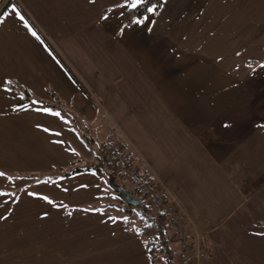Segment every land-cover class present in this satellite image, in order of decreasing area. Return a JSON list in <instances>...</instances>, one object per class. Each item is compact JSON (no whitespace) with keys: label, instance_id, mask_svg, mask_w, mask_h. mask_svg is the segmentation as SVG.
<instances>
[{"label":"crops","instance_id":"1","mask_svg":"<svg viewBox=\"0 0 264 264\" xmlns=\"http://www.w3.org/2000/svg\"><path fill=\"white\" fill-rule=\"evenodd\" d=\"M131 2L84 3L90 25L130 60H108L106 92L122 86L123 111L172 115L166 136L176 154L159 176L151 173L191 220L218 229L214 264H264L259 237L247 231L264 232V217H250L264 207V0H162L158 10L124 23ZM11 20L0 22V31L13 29ZM7 53L13 58L12 48ZM6 78L14 80L0 74V120L9 110L1 107ZM36 100L34 111L51 129L55 112L65 110ZM59 170L45 169L47 178L37 181L0 169V264H152L139 235L94 208L107 192L103 175L62 178Z\"/></svg>","mask_w":264,"mask_h":264},{"label":"rangeland","instance_id":"2","mask_svg":"<svg viewBox=\"0 0 264 264\" xmlns=\"http://www.w3.org/2000/svg\"><path fill=\"white\" fill-rule=\"evenodd\" d=\"M14 2L22 8L15 7ZM89 2L2 0L0 3V16L3 14L0 22H9L12 17L14 25L13 29L0 31V74L14 79H3V88H11L9 95L12 99L2 95L1 107L9 110L1 112L0 169L11 172L15 177L34 174L32 177L35 180L42 181L47 178L45 169H51L52 174L59 173V169L66 173L94 163L96 158H107L105 146H126L136 165H143L159 176L176 154V148L167 139L170 137L166 136L171 134L167 120L173 118L169 111H161L162 117H159V111H123L125 94L122 86L106 92L105 77L110 73L108 60L119 64L125 58L130 60L122 48L106 39L104 31L90 25L91 11L84 6ZM14 23L24 27L27 38L22 36ZM8 48H12L13 58H4ZM111 73H114L113 69ZM89 88L94 89L93 95L89 94ZM77 93L84 94L83 99H79L82 97ZM27 94L31 102L15 108L13 102L25 101ZM37 98L59 111L61 108L65 110L61 114L55 112V117L48 124L51 129L44 127L46 122L41 119L39 111L33 109V105L38 104ZM47 130L50 136H47ZM180 136L184 137V134L180 133ZM115 180L117 187L132 193L131 181ZM157 180L159 190L170 200L168 204L173 217L168 218L174 222L176 234L184 231L189 235L186 244L189 252L199 253V264H214L217 244L213 235L218 233V229L209 221H201L200 218L191 220L178 199L165 188L167 184ZM194 183L198 190V181ZM104 185L108 194L101 203L107 204L106 213L124 219V213L119 211L123 207L112 192L109 179H105ZM132 209L135 213L139 211ZM263 211L264 207L255 208L250 217L252 220L261 219ZM255 230L247 231L253 232L252 237H259L258 250L264 253V232ZM172 251L173 264H180L179 251L174 247Z\"/></svg>","mask_w":264,"mask_h":264},{"label":"trees","instance_id":"3","mask_svg":"<svg viewBox=\"0 0 264 264\" xmlns=\"http://www.w3.org/2000/svg\"><path fill=\"white\" fill-rule=\"evenodd\" d=\"M161 2L162 0H145L144 4H140L136 8L125 11L122 15L123 22L129 23L141 18L146 13L147 8L149 7L155 6V10H158ZM4 89H6V93L3 94L8 95L7 97L12 99V97L9 95L11 88H9L8 90L7 86ZM30 102L31 99L27 94L25 101H20L19 103L17 101H14L13 104L16 107L25 105ZM37 103H39V101ZM105 150L107 151V158L102 157V160L96 158V162L76 167L63 174L62 178H66L76 173L85 171H94L97 173H101L105 179H109L111 190L118 198L117 194L112 189V187H116L115 179L122 178L124 181L127 180L124 177L122 170L119 168V159L125 158V160L130 161L132 160L130 158L132 157V155L130 153H127L123 148H109L108 146H105ZM111 152H114V155H111ZM138 167L140 170L139 179L141 180L136 186L132 187L133 191L130 194L142 200V203L140 204V206L136 207L139 211L138 213H135L134 209L125 206L119 200V204L123 207V209L119 211L124 213V219L121 217V219L119 220L124 223L126 229L136 233L141 237L152 260L158 259L162 263L173 264V247L177 248V250L179 251L174 222L170 220L164 212H155L148 206L146 196L142 194L140 186L142 183H145L148 186L152 185L156 187L158 180L145 166L139 165ZM161 192L163 202L166 204L168 202V196L163 191ZM107 194L108 193L106 192V194L102 198H100V200L98 201V205L94 208H98L99 210L106 212L105 208L107 204L104 205L101 202L105 200V196Z\"/></svg>","mask_w":264,"mask_h":264},{"label":"built area","instance_id":"4","mask_svg":"<svg viewBox=\"0 0 264 264\" xmlns=\"http://www.w3.org/2000/svg\"><path fill=\"white\" fill-rule=\"evenodd\" d=\"M111 155H114V152H111ZM121 170L124 177L131 181V183L135 184L138 181V171L134 165L128 163L126 161L120 162ZM143 194H146L147 204L154 211L164 210L169 217H173L170 213V204L166 206L163 204L161 198V192L158 188H148L143 187L141 189ZM186 238V234L184 231H179V239L183 240ZM185 244V245H184ZM181 254L179 256V260L181 264H199L200 258L198 252H189V246L186 243H183L181 246ZM191 253V254H190ZM190 254V255H189Z\"/></svg>","mask_w":264,"mask_h":264},{"label":"water","instance_id":"5","mask_svg":"<svg viewBox=\"0 0 264 264\" xmlns=\"http://www.w3.org/2000/svg\"><path fill=\"white\" fill-rule=\"evenodd\" d=\"M113 191L117 194L119 200L127 207L136 208L142 203L141 200L129 194L122 187H114Z\"/></svg>","mask_w":264,"mask_h":264},{"label":"snow or ice","instance_id":"6","mask_svg":"<svg viewBox=\"0 0 264 264\" xmlns=\"http://www.w3.org/2000/svg\"><path fill=\"white\" fill-rule=\"evenodd\" d=\"M144 3H145V0H132L131 4L129 6L132 7V8H135V7H137V5L144 4ZM14 11H15V9H14ZM147 11L148 12H154L155 11V6L147 8ZM20 19L22 21H24V17L23 16H21ZM139 23H142V21H139ZM25 26L27 27V22L26 21H25ZM32 34H33V36L36 35L35 32H33ZM45 111H48V110L46 109ZM56 115H58V113H56ZM3 175H4L3 173H0V176H3ZM44 199H48V198L44 197ZM49 202H51V201H49Z\"/></svg>","mask_w":264,"mask_h":264}]
</instances>
